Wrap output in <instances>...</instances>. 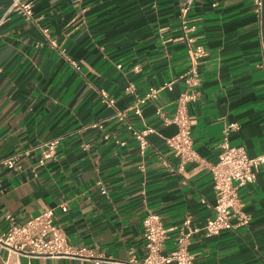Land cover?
Listing matches in <instances>:
<instances>
[{
	"label": "crops",
	"instance_id": "obj_1",
	"mask_svg": "<svg viewBox=\"0 0 264 264\" xmlns=\"http://www.w3.org/2000/svg\"><path fill=\"white\" fill-rule=\"evenodd\" d=\"M31 1L37 22L6 15L10 0H0V156L30 152L15 170L0 167V230L8 215L23 223L49 208L70 244L86 251L30 264H142L143 220L151 213L170 230L163 253L176 248L188 221L198 229L188 248L192 264H264V164L239 190L249 223L212 237L203 230L214 214L211 167L225 125H238L232 145L264 155L253 0H194L186 16L184 0ZM198 47L204 53L194 61ZM150 88L160 89L158 98L138 116L133 106ZM102 92L125 119L113 117ZM185 92L196 93L186 107L198 159L181 164L166 143L177 126L164 118ZM130 126L151 130L144 151ZM53 140L55 156L40 165Z\"/></svg>",
	"mask_w": 264,
	"mask_h": 264
},
{
	"label": "built area",
	"instance_id": "obj_2",
	"mask_svg": "<svg viewBox=\"0 0 264 264\" xmlns=\"http://www.w3.org/2000/svg\"><path fill=\"white\" fill-rule=\"evenodd\" d=\"M194 0H184L181 12L187 15ZM254 14L259 32L262 47L264 70V0H253ZM17 13L26 21L38 20L34 16L33 2L31 0H10L7 13ZM3 21V20H2ZM0 22V24L2 23ZM183 28L190 31L187 21H184ZM49 44L53 48H58V43L49 38V32L41 28ZM192 41V40H190ZM204 50L198 47L193 54L194 61L203 56ZM76 66L75 62L68 59ZM193 74L196 69L193 68ZM190 82V80H188ZM160 89L150 88L148 93L138 99L133 106L136 115L141 116L142 106L158 98ZM196 99L195 92L183 93L178 99L177 109L171 118H164L165 122L173 123L177 126V132L173 136L166 138V143L174 151L175 156L181 164L192 162L198 159L193 148L192 128L193 124L187 111V103ZM101 100L107 107L113 110V117L120 120L126 118V112L116 106V101L107 93H101ZM160 113V112H159ZM109 118H105L94 124L102 126ZM138 139L140 148L144 151L148 145L147 136L151 130L138 131L129 127ZM238 129L236 123L226 124L222 132V139L219 144L218 161L211 167L213 187L216 193V204L213 207V217L208 219L203 227L207 237L218 236L226 230H236L240 226L249 223V216L243 212L242 203L239 198V190L256 180L258 168L264 164V155L249 157L243 146L231 144L230 132ZM59 140H53L45 144L47 149L42 152L39 164L43 165L46 160L56 154ZM29 150L18 152L8 156H0V167L15 170L18 161L25 155H29ZM105 193V190L103 189ZM63 211H67L65 204L61 205ZM8 226L0 230V264H24L22 258L27 259L28 264L34 258H63L68 256H78L86 251V248L77 250L70 244L64 231L56 224V215L53 209H45L38 215L31 217L26 222L19 223L13 216L7 217ZM189 222L184 223V227L179 228L176 238V248L163 253V246L167 237L168 229L161 222L156 214H148L143 220V230L146 248V257L142 264H192L194 257L189 252V244L192 236L198 229L188 228ZM187 227V228H186ZM6 255H2V253ZM95 264H100L96 261Z\"/></svg>",
	"mask_w": 264,
	"mask_h": 264
}]
</instances>
